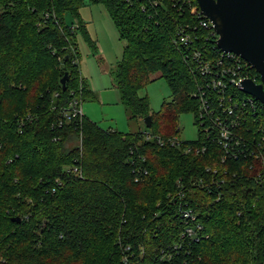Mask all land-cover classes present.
<instances>
[{"label": "trees", "instance_id": "trees-1", "mask_svg": "<svg viewBox=\"0 0 264 264\" xmlns=\"http://www.w3.org/2000/svg\"><path fill=\"white\" fill-rule=\"evenodd\" d=\"M86 3L105 7L125 43L115 88L130 120L151 117L149 140L67 118L95 99L76 43L89 39ZM198 11L196 0H0V264H264V105L236 111L240 147L227 153L209 113L220 114L221 93L193 59L220 54ZM187 27L191 47L177 43ZM156 74L171 100L152 113L139 92ZM224 96V107L250 98L231 85ZM183 113L195 141L179 139ZM184 209L198 242L181 237Z\"/></svg>", "mask_w": 264, "mask_h": 264}, {"label": "rangeland", "instance_id": "rangeland-1", "mask_svg": "<svg viewBox=\"0 0 264 264\" xmlns=\"http://www.w3.org/2000/svg\"><path fill=\"white\" fill-rule=\"evenodd\" d=\"M80 16L89 37L87 39L83 32L76 35L80 72L97 97L95 101L86 97L82 104L83 115L104 130L112 129L123 133H136L139 130L149 132L144 122L130 120L126 109L120 104L114 72L122 58L125 43L120 39L107 10L102 4L86 3L80 10ZM64 20L66 25L75 24L77 21L70 14H65ZM170 94L166 80L160 78L159 74L153 76V81L139 92L140 96H147L152 113L160 111L164 101L171 100ZM178 128L181 141L197 140L198 127L192 113L179 115Z\"/></svg>", "mask_w": 264, "mask_h": 264}, {"label": "built area", "instance_id": "built-area-1", "mask_svg": "<svg viewBox=\"0 0 264 264\" xmlns=\"http://www.w3.org/2000/svg\"><path fill=\"white\" fill-rule=\"evenodd\" d=\"M198 17L200 18V25L207 30H212L213 32L211 36L216 35L218 40L217 33L213 29L209 20L201 14L200 10L198 11ZM203 19H207V21ZM195 39L196 37H193L192 32L190 33L187 27L179 31L177 43L185 47H191L192 42H194ZM218 50L220 51V54L218 55V57L216 56L213 58H208L207 56L205 57V55L203 56L202 53L195 51L193 53V59L197 63L200 74L204 77H209V86L212 87L213 90L221 93V97L219 98V102L221 103V110L219 109L220 114L218 115L215 110H210L209 113L211 117L213 116L211 122L213 123L215 129L218 131L219 144L227 153H231L236 156V153L234 151H237L239 149L240 140L236 138V133H234V130L232 128L237 124V120L240 118L238 116V112H241L247 105H251L255 108L254 99H257L247 94L248 96H250V98L246 101L233 100L234 102H231L232 97H230L228 100L229 105L224 107L222 105L225 99L224 94L226 93L228 85L234 86L241 91L240 84L243 80L246 79L252 80L256 84L258 83L255 81V79L250 78L248 74L249 70H247V67L250 69L254 68L251 67L246 61H244L241 57L234 53L222 52L219 48ZM205 95L206 93L203 91L200 94L198 93L197 97L200 98L203 105L202 108L207 113V101L203 100ZM236 111L238 114H236ZM67 115L68 119L77 117L79 118L83 116L82 103L80 100L71 104L70 111L67 112ZM222 115H226L225 120H223ZM145 138L149 140L150 135L146 133ZM233 146H237L238 148ZM136 181H138L137 178ZM180 213L185 223V229L181 237L190 242H198L202 237L200 232L202 230V227L196 223V216L192 213L191 210L186 209L181 210Z\"/></svg>", "mask_w": 264, "mask_h": 264}, {"label": "water", "instance_id": "water-1", "mask_svg": "<svg viewBox=\"0 0 264 264\" xmlns=\"http://www.w3.org/2000/svg\"><path fill=\"white\" fill-rule=\"evenodd\" d=\"M201 14L218 35L217 47L234 53L253 67L261 83L243 80L241 91L264 105V0H196ZM67 75L61 79L65 87ZM151 117L144 119L147 128ZM19 221V219H14Z\"/></svg>", "mask_w": 264, "mask_h": 264}, {"label": "crops", "instance_id": "crops-1", "mask_svg": "<svg viewBox=\"0 0 264 264\" xmlns=\"http://www.w3.org/2000/svg\"><path fill=\"white\" fill-rule=\"evenodd\" d=\"M81 77H82V75H81ZM83 78V77H82ZM84 79V78H83ZM85 80V79H84ZM85 82H86V80H85ZM86 85L88 86V89H89V91L91 92V94L95 97V99L93 100V101H95V100H97V97H96V94H95V92H93L92 90H91V88H90V86L88 85V83H86ZM120 99V98H119ZM120 104H121V102H120ZM122 105V104H121ZM123 106V105H122ZM123 108L125 109V107L123 106ZM127 112V111H126ZM128 117V116H127ZM94 122V121H93ZM94 123H96V122H94ZM97 124V123H96ZM107 130H112V129H107ZM123 133V132H122Z\"/></svg>", "mask_w": 264, "mask_h": 264}]
</instances>
